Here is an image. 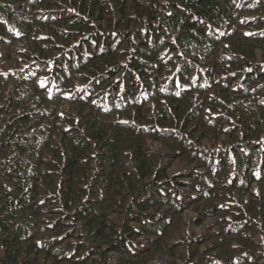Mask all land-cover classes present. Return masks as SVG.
Segmentation results:
<instances>
[{"label": "trees", "instance_id": "obj_1", "mask_svg": "<svg viewBox=\"0 0 264 264\" xmlns=\"http://www.w3.org/2000/svg\"><path fill=\"white\" fill-rule=\"evenodd\" d=\"M0 264H264V0H0Z\"/></svg>", "mask_w": 264, "mask_h": 264}, {"label": "rangeland", "instance_id": "obj_2", "mask_svg": "<svg viewBox=\"0 0 264 264\" xmlns=\"http://www.w3.org/2000/svg\"><path fill=\"white\" fill-rule=\"evenodd\" d=\"M177 168V166H176ZM190 217V213L186 214L185 219Z\"/></svg>", "mask_w": 264, "mask_h": 264}]
</instances>
